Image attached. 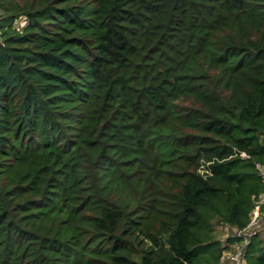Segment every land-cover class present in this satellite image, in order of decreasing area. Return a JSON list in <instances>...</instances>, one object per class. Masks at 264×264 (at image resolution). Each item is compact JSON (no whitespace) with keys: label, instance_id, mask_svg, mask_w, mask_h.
<instances>
[{"label":"trees","instance_id":"1","mask_svg":"<svg viewBox=\"0 0 264 264\" xmlns=\"http://www.w3.org/2000/svg\"><path fill=\"white\" fill-rule=\"evenodd\" d=\"M256 164L264 0H0V264H218Z\"/></svg>","mask_w":264,"mask_h":264},{"label":"built area","instance_id":"2","mask_svg":"<svg viewBox=\"0 0 264 264\" xmlns=\"http://www.w3.org/2000/svg\"><path fill=\"white\" fill-rule=\"evenodd\" d=\"M256 171L258 175L261 177V179L264 181V164H256L255 165ZM264 191L260 192L256 197H254L253 200V208L249 214V220L246 226L242 229L236 230V236H240L243 238V240L239 243H236V248L234 255L231 256L230 260L235 264H240L244 262L243 259V253H244V247L245 244L248 241V238L255 234L257 230V227L260 225V222L263 217L264 213ZM244 244V247L241 245Z\"/></svg>","mask_w":264,"mask_h":264},{"label":"rangeland","instance_id":"3","mask_svg":"<svg viewBox=\"0 0 264 264\" xmlns=\"http://www.w3.org/2000/svg\"><path fill=\"white\" fill-rule=\"evenodd\" d=\"M23 24H24L23 22H19V23H16V26L19 27ZM263 220H264V213H263V217H262V220L260 222V225L257 227L258 231H256V233H258V235H259L258 238L262 244H264V223H263ZM159 227H160V225H159L158 221L152 222L151 227L149 228V233L157 234ZM214 227H215L214 228L215 229L214 237L217 240H219L220 242H224L225 239L228 238L229 236L237 234L236 229H234L228 225L216 224ZM137 240H143L142 235H138ZM136 243H137V241H134L133 245L131 244L128 246L129 249L133 250L132 252L135 251ZM144 243H145L144 244L145 246H149V244H150L147 239H145ZM244 244L245 243L243 242V244H241V245L244 247ZM236 246H237L236 244H233V245L231 244L229 249L223 252L221 259L219 260L218 264H235L230 260V258H231V256L234 255L235 249H237ZM133 256H135V255H133ZM240 264H243V262Z\"/></svg>","mask_w":264,"mask_h":264}]
</instances>
